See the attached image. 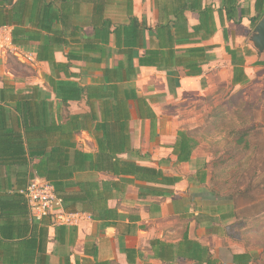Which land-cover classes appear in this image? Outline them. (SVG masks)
<instances>
[{"label":"trees","instance_id":"obj_1","mask_svg":"<svg viewBox=\"0 0 264 264\" xmlns=\"http://www.w3.org/2000/svg\"><path fill=\"white\" fill-rule=\"evenodd\" d=\"M201 3L156 0L159 23L150 26L146 18L134 15L133 0H0V27H12L14 46L30 48L38 61L49 63L47 81L58 104L69 107L71 101H85L89 107L87 112L64 116L62 108H57L40 86L16 90L13 84L4 82L0 87V264H56L51 259L53 253L59 257L58 264H73L71 248L76 244L77 227L59 224L51 216L37 220L32 215L23 192L31 180L50 182L65 212L88 213L103 225H116L121 214L109 206L110 199L136 180L166 179L156 169L121 157L124 153L137 154L129 132L130 101L137 102L141 117L155 115L146 100L126 83L138 75L140 66L164 70L183 67L189 76L202 73L208 59L206 51L211 47L197 43L216 32V23L211 7L202 8ZM223 3L227 19L241 21L242 17L236 16L235 1ZM83 4L92 5L90 15L81 14ZM121 6L127 19L118 23L111 9ZM187 10L200 14V22L191 28ZM255 11L251 17L253 29L264 15V0L255 1ZM88 26L93 28L91 33L85 31ZM146 31L150 33L149 43ZM112 36L115 48L110 45ZM188 44L191 46L186 47ZM58 51L65 53L66 62L56 60ZM114 53L122 59L110 66ZM229 53L233 56L234 50L229 49ZM75 61L84 62L88 69L101 70L100 80L94 84L81 82L72 70ZM246 79L243 68L235 65L234 83ZM82 131L97 141L96 153L79 146L77 136ZM238 142L247 145L245 137ZM186 149L183 143L181 151ZM99 172L115 178L100 179ZM234 215L224 212L223 217ZM50 242L55 243L52 253L48 250ZM189 243L186 249L190 253L186 251L185 257L200 264L211 263L207 247L196 241ZM85 254L94 260L83 257L75 264H106L98 258L95 243L85 246ZM232 261L251 264L254 257L246 251L233 254Z\"/></svg>","mask_w":264,"mask_h":264},{"label":"crops","instance_id":"obj_2","mask_svg":"<svg viewBox=\"0 0 264 264\" xmlns=\"http://www.w3.org/2000/svg\"><path fill=\"white\" fill-rule=\"evenodd\" d=\"M201 1L202 8L211 7L216 23V32L197 43V46L211 47L206 51L208 59L202 65V73L189 76L183 67L164 70L155 66H140L138 75L126 83L128 88L146 100L155 115L153 118L141 117L137 102L130 101L129 132L137 154L124 153L121 157L156 169L166 179L160 178L156 182L136 180L124 192L110 199L109 206L121 214L116 225H103L94 221L88 213H81L77 225H74L78 233L76 244L71 248L73 264L83 257L94 260L93 256L85 254V246L93 243L97 245L98 258L106 264H200L185 257L186 251L190 253L186 249L189 248L187 245H191L190 241L208 248L213 258L210 264H234L232 255L247 251L238 249L234 236L227 233L224 225L230 217L224 218V210L221 208L220 211L218 203H210L201 195V189L209 185L212 173L209 164L204 163V160L209 162L206 156L199 152L201 130L205 127L198 121L200 115L195 104L199 102L197 106L206 107V98L217 94L226 83L238 87L247 81L250 58L240 48L245 46V33L251 30V17L256 15V0H234L236 16L242 17L238 22L227 19L223 0ZM123 9L124 6L111 9L112 17V12L118 13L116 18L113 17L118 23L127 19ZM91 11V4L82 5V15H90ZM133 13L140 19L146 18L150 26L159 23L156 0H133ZM185 14L190 28L200 22L198 11L187 10ZM11 31L10 26L0 27L4 35L1 36L0 49L3 43L13 46ZM85 31L91 33L93 28L88 26ZM252 31L247 42L258 51L250 41ZM149 37L150 33L146 31L147 43ZM110 45L115 48L114 36ZM185 46L190 47L191 44ZM229 49L234 50L233 56ZM30 54L31 60L49 66L48 62L38 61L35 52ZM55 57L57 61H67L62 51L56 52ZM121 59L122 55L114 53L109 65L116 66ZM134 64L138 65L136 58ZM74 65L72 70L78 73V79L84 84L97 83L102 76L101 70L88 69L84 62L75 61ZM235 65L243 68L247 77L242 83L233 81ZM223 73L227 74V78ZM2 85L0 82V87ZM70 105L78 107L70 112L72 114L89 111L85 101H71ZM80 135L87 136L89 141L88 148L79 144L81 149L96 153L98 145L93 136L82 131L77 140ZM183 143L187 147L184 152L181 151ZM97 176L103 180L115 178L106 172H99ZM50 236L54 237L52 228ZM225 254L230 256L229 259L224 258ZM56 258L51 255L52 261L58 264L59 257Z\"/></svg>","mask_w":264,"mask_h":264},{"label":"rangeland","instance_id":"obj_3","mask_svg":"<svg viewBox=\"0 0 264 264\" xmlns=\"http://www.w3.org/2000/svg\"><path fill=\"white\" fill-rule=\"evenodd\" d=\"M117 14L112 12L115 18ZM252 30H247L245 46L240 48L250 58L247 81L238 87L226 83L221 91L206 98V107L197 106L199 102L195 107L200 113L198 121L205 127L201 130L199 152L206 156L209 162L204 163L209 164L212 173L201 195L210 203H218L225 213L235 212L224 225L227 233L234 236L238 249L252 253L251 264H264V54L248 44ZM31 51L3 43L0 82L11 83L16 90L40 86L57 102L47 81L50 67L31 60ZM57 108H62L65 116L78 107L57 104ZM240 137H245L247 145L238 142ZM78 140L81 147H89L87 136L80 135ZM49 250L54 252L55 243L49 244ZM52 255L57 259L55 253ZM226 257L230 256L225 254Z\"/></svg>","mask_w":264,"mask_h":264},{"label":"built area","instance_id":"obj_4","mask_svg":"<svg viewBox=\"0 0 264 264\" xmlns=\"http://www.w3.org/2000/svg\"><path fill=\"white\" fill-rule=\"evenodd\" d=\"M1 36L0 34V40ZM23 192L30 206L31 213L37 220H42L46 216H51L52 219L59 224L68 226L77 225L81 213L65 212L62 199L56 195L54 186L50 182L35 178L30 181L26 190Z\"/></svg>","mask_w":264,"mask_h":264},{"label":"water","instance_id":"obj_5","mask_svg":"<svg viewBox=\"0 0 264 264\" xmlns=\"http://www.w3.org/2000/svg\"><path fill=\"white\" fill-rule=\"evenodd\" d=\"M250 41L258 51L264 53V15L253 29Z\"/></svg>","mask_w":264,"mask_h":264}]
</instances>
